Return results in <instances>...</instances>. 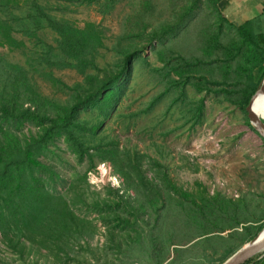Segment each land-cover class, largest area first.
Here are the masks:
<instances>
[{"label":"rangeland","instance_id":"rangeland-1","mask_svg":"<svg viewBox=\"0 0 264 264\" xmlns=\"http://www.w3.org/2000/svg\"><path fill=\"white\" fill-rule=\"evenodd\" d=\"M23 3L8 5L7 18L14 6ZM42 4L50 15H63L65 25L95 24L103 36L96 60L101 68H114L125 51L137 53L121 99L101 117L102 126L92 135V144L103 148L80 160L64 136H57L42 156L53 165L46 189L54 198L76 201L72 207L82 218L83 235L69 238L64 233L56 239L38 226L27 227L23 237L33 239V260L27 256L26 262L12 254L0 235V264H223L227 251L233 255L264 228V139L245 110L228 99L229 93L200 91L185 81L182 71L172 68L202 55L200 34L207 24L214 28L221 23L224 37L235 34L220 22V13L231 24L238 17L248 18L255 32H264V0L226 4L223 0L217 11L205 0L194 8L191 0H43ZM184 10V22L168 29ZM38 33L39 39L31 40L11 30L15 43L10 47L4 41L9 49L0 47L1 62L9 71L29 67L26 81L34 92L41 100L62 106L79 86H85V78L71 67L39 68L45 51L38 40L55 47L59 35L55 29ZM21 41L26 47H19ZM32 62L36 71L30 70ZM214 77L223 80L218 69ZM86 117L83 112L81 118ZM6 126L19 133L37 132L32 122L10 121ZM76 180L86 196L84 204L68 193ZM114 189H121L120 194L128 191L132 208L121 203ZM69 248L72 254L65 256Z\"/></svg>","mask_w":264,"mask_h":264},{"label":"trees","instance_id":"trees-1","mask_svg":"<svg viewBox=\"0 0 264 264\" xmlns=\"http://www.w3.org/2000/svg\"><path fill=\"white\" fill-rule=\"evenodd\" d=\"M16 1L0 0V47H5L4 41L10 47L15 43L11 37L13 29L31 40L39 39L40 29H55L59 35L55 47L49 41L38 40V43H43L45 51L39 60V68L71 67L85 78V86H79L66 104L54 105L51 100H41L34 92L35 87L26 81L30 79L26 75L29 67L25 69L16 66V71H9L3 67L0 57V235L12 254L26 262L27 256L29 261L33 260V239L25 240L23 237L27 227L38 226L44 233L49 232L50 238L56 239L64 233L69 238L83 235L81 230L85 227L82 218L78 217L72 207L76 201L54 198L46 189V175L52 172L53 165L43 161L42 156L49 151L48 148L57 136H64L80 160L103 148V144H92L93 138L102 126L101 117L107 116L121 99L129 79L131 61L137 50L123 52L118 56L119 63L114 68H101L96 60L103 48V36L95 24H88L84 28L65 25L63 15H50L44 10L43 0H21L24 3L17 4L10 12L14 20L10 17L8 19V5ZM199 1L191 0L190 8H194ZM205 1L217 11L222 0ZM186 15L185 10L175 15L177 21L174 26L168 25V29H177ZM219 20L227 24L228 33L233 31L235 34L224 37L221 23L217 27L213 24L214 28L207 24L200 34L202 55L192 57L190 62L173 66L172 70L177 73L178 70L182 71L185 81L189 80L200 91L229 93L228 99L246 112L250 99L264 77V32H255L253 22L248 19L236 20L231 24L220 13ZM19 45L26 47L23 41ZM37 68L34 62L30 64V70L36 71ZM217 69L222 81L214 77ZM3 77L5 82L1 81ZM221 85L226 86L220 90L218 86ZM83 112L87 113L86 118H81ZM94 115L100 116L91 118ZM10 121L20 124L32 122L37 126V132L19 133L11 130L6 126ZM79 187V180L71 182L68 193L76 195L78 203L84 204L86 196L80 193ZM114 191L120 196L121 203L132 208L131 197L127 198L128 191L124 194H120L121 189ZM95 204L98 202L95 201ZM48 241L55 245L57 243L51 239ZM42 242L46 244V241ZM64 253L65 256L72 254L70 248ZM230 255L231 251H227L223 262ZM253 258L244 264L252 263Z\"/></svg>","mask_w":264,"mask_h":264},{"label":"water","instance_id":"water-1","mask_svg":"<svg viewBox=\"0 0 264 264\" xmlns=\"http://www.w3.org/2000/svg\"><path fill=\"white\" fill-rule=\"evenodd\" d=\"M260 98L264 99V77L258 89L250 99L248 106L246 107L247 117L251 126L258 132L260 137L264 139V118L254 110V103ZM263 252L264 228L260 231V233H258L256 237H254L227 260H225L223 264H244L248 260Z\"/></svg>","mask_w":264,"mask_h":264},{"label":"bare ground","instance_id":"bare-ground-1","mask_svg":"<svg viewBox=\"0 0 264 264\" xmlns=\"http://www.w3.org/2000/svg\"><path fill=\"white\" fill-rule=\"evenodd\" d=\"M254 104V110L264 118V99L260 98Z\"/></svg>","mask_w":264,"mask_h":264},{"label":"crops","instance_id":"crops-1","mask_svg":"<svg viewBox=\"0 0 264 264\" xmlns=\"http://www.w3.org/2000/svg\"><path fill=\"white\" fill-rule=\"evenodd\" d=\"M223 1V0H222ZM221 1V2H222ZM225 1V4H226V2H228V0H224ZM246 2V1H245ZM229 3H232L231 1L229 2ZM264 5V4H263ZM235 9V8H234ZM243 17V16H242ZM239 19H241V18H239L238 17V19L237 20H239ZM244 19H248V18H244ZM250 264H264V255H262V256H258L256 259H254L253 260V262L252 263H250Z\"/></svg>","mask_w":264,"mask_h":264}]
</instances>
